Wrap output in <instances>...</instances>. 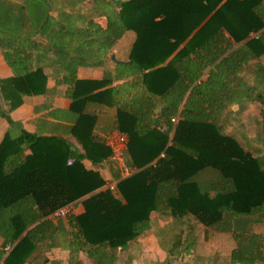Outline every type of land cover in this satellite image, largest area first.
<instances>
[{
    "label": "trees",
    "instance_id": "1",
    "mask_svg": "<svg viewBox=\"0 0 264 264\" xmlns=\"http://www.w3.org/2000/svg\"><path fill=\"white\" fill-rule=\"evenodd\" d=\"M127 31L134 35L128 63L117 65L115 78L135 77L117 107L116 129L128 139L123 163L137 171L120 179L108 161L117 180L111 193L96 168L109 151L91 135L93 119L82 109L86 101L115 106L117 93L97 92L111 83L107 72L80 81L75 71L102 64ZM0 49L12 73L0 80L6 112L24 96L43 95L45 69L56 68L58 82L70 86L69 110L77 115L70 133L83 151L30 134L0 110L8 126L0 141L1 264L26 263L61 229L73 264H82L79 253L87 264H114L116 250L150 229L153 212L230 234L229 264H264V89L256 93L236 77L264 53V0H0ZM256 75L264 86V67L257 65ZM238 99L261 106L250 152L222 132L221 112ZM204 170L215 179L198 182ZM74 203L80 214L68 209ZM61 208L68 209L64 217L52 219Z\"/></svg>",
    "mask_w": 264,
    "mask_h": 264
},
{
    "label": "crops",
    "instance_id": "2",
    "mask_svg": "<svg viewBox=\"0 0 264 264\" xmlns=\"http://www.w3.org/2000/svg\"><path fill=\"white\" fill-rule=\"evenodd\" d=\"M93 20L95 23L100 25L104 24V19ZM133 38L134 35L130 37H123L122 35L107 52L102 64L81 65L78 66L75 71V79L80 81H98L102 78L105 72H107L112 78L109 85L104 86L97 92H101L112 87L117 93L115 106H109L106 101H86L82 109V113L84 115H88L93 119V125L90 130L91 135L102 141L108 133L118 130L116 129L118 126L116 118L117 107H121L126 102L125 93L132 83V78L135 77V75H132L130 77L118 76L115 78L118 74L116 71L117 65L121 63H128L127 57ZM257 65L264 67V53L258 58L247 62V64L244 65L236 74V77L238 79L243 78L246 86L255 87L256 90L254 91L259 93L262 89H264V86L262 85V82H260L262 77L259 78V76L256 75ZM58 72L59 71L56 70V68L45 69L47 76L45 93L40 96L22 97L21 104L13 110L6 112L7 104L0 96V110L6 112L11 121L18 124L24 131L42 137H59L60 139L66 141L73 150L78 153H82L83 151L81 145L70 133V129L75 124L77 119V115L69 110L70 100L66 97V93L70 90V86L68 84L58 82L60 79V74H58ZM11 76L12 73L10 68L2 55V50L0 49V80L7 79ZM116 103L118 104L117 106ZM258 103V100H246L243 102L242 99H238L237 101H232L228 104L222 110L220 116L223 134L235 136L237 140H241V138L247 139L244 137L245 133L242 134L237 132V125L234 123H231L228 127L229 131H227L225 127L227 122L231 120L233 121L236 119L238 120V118L249 117L254 120V134L258 135L261 131L259 116L261 106ZM160 106L161 105L157 107V110ZM7 130L8 126L5 120L0 118V141ZM17 132V128L11 129L9 130V135L15 136ZM251 146H253L252 149H256V144ZM108 161L109 157L96 166L99 175L102 177L104 182L111 179V167ZM83 165L85 168L92 167L88 161H84ZM197 176L196 180L198 182H201V179H203V182H206L210 179V176L215 177L216 175L213 171L204 170L199 173V178H197ZM68 209H71L75 215L82 212V207L79 203H74V205L70 206ZM156 215L157 214L154 212L149 215L150 229L151 218ZM182 222L185 223L186 220L180 221L181 224ZM149 230L147 232H149ZM51 235L52 240L50 245L46 243L44 246L40 247L39 250H35L24 264H73V258L67 249L68 244L64 237V230H56ZM77 261L82 264L88 263L87 259L85 257L82 259L80 255H78Z\"/></svg>",
    "mask_w": 264,
    "mask_h": 264
},
{
    "label": "rangeland",
    "instance_id": "3",
    "mask_svg": "<svg viewBox=\"0 0 264 264\" xmlns=\"http://www.w3.org/2000/svg\"><path fill=\"white\" fill-rule=\"evenodd\" d=\"M132 35V32H125L123 37ZM231 123L237 125V132L245 133L247 138L243 143L238 139L240 146L252 151L251 145L257 136L254 134V120L249 117L231 120L225 127L227 131ZM211 179L215 178L210 176L208 180ZM200 181L203 182V179ZM185 220L181 224L162 213L152 217L149 232L129 242L125 249L115 251L114 264H229V253L234 248L230 234L205 229L190 217ZM253 231L261 233V225L253 227ZM186 242H191L188 251L184 250ZM78 255L83 259L80 253L76 254V259Z\"/></svg>",
    "mask_w": 264,
    "mask_h": 264
},
{
    "label": "built area",
    "instance_id": "4",
    "mask_svg": "<svg viewBox=\"0 0 264 264\" xmlns=\"http://www.w3.org/2000/svg\"><path fill=\"white\" fill-rule=\"evenodd\" d=\"M169 122L171 123V129L168 133L170 138L173 133L174 124L176 123V117L171 118ZM127 142H128L127 135L119 131L110 132L103 138V144L109 151V161L113 163V169L117 170L120 179L128 177L137 171L135 167H127L123 163L124 161L123 153L126 149ZM72 162L73 160L69 159L66 161V165L69 166ZM116 183H117L116 179L107 180L104 182L103 189L111 193H115ZM66 211L67 208H61L55 211L54 213H52L50 217L52 219L63 218ZM11 248H12L11 243L5 244L4 247L2 248L3 256L6 255L11 250Z\"/></svg>",
    "mask_w": 264,
    "mask_h": 264
}]
</instances>
